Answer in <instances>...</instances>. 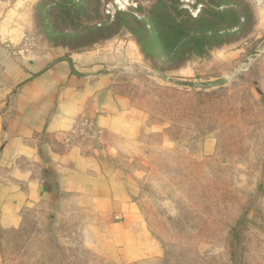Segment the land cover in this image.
Masks as SVG:
<instances>
[{"label":"rangeland","instance_id":"obj_1","mask_svg":"<svg viewBox=\"0 0 264 264\" xmlns=\"http://www.w3.org/2000/svg\"><path fill=\"white\" fill-rule=\"evenodd\" d=\"M0 27L26 66L114 58L99 69L128 129L79 131L152 233L131 259L98 205L46 212L0 233V264H264V0H0Z\"/></svg>","mask_w":264,"mask_h":264},{"label":"crops","instance_id":"obj_2","mask_svg":"<svg viewBox=\"0 0 264 264\" xmlns=\"http://www.w3.org/2000/svg\"><path fill=\"white\" fill-rule=\"evenodd\" d=\"M6 33L0 27V233L90 204L106 213L107 235L129 258L150 253L152 233L122 168L95 146L99 134L89 138L77 128L88 120L84 127L114 135L128 129L111 74L99 69L114 58L90 52L47 62L30 55L37 59L26 66L21 39Z\"/></svg>","mask_w":264,"mask_h":264},{"label":"built area","instance_id":"obj_3","mask_svg":"<svg viewBox=\"0 0 264 264\" xmlns=\"http://www.w3.org/2000/svg\"><path fill=\"white\" fill-rule=\"evenodd\" d=\"M89 122L88 120H83L80 122L79 126L77 127L79 130H81V128H84L85 125H87Z\"/></svg>","mask_w":264,"mask_h":264},{"label":"water","instance_id":"obj_4","mask_svg":"<svg viewBox=\"0 0 264 264\" xmlns=\"http://www.w3.org/2000/svg\"><path fill=\"white\" fill-rule=\"evenodd\" d=\"M217 83H219V82H211L210 85H215Z\"/></svg>","mask_w":264,"mask_h":264}]
</instances>
